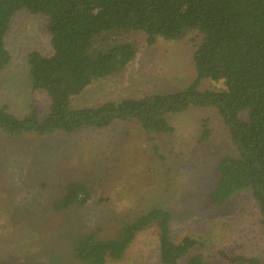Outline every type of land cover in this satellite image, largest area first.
<instances>
[{
    "label": "rangeland",
    "instance_id": "rangeland-1",
    "mask_svg": "<svg viewBox=\"0 0 264 264\" xmlns=\"http://www.w3.org/2000/svg\"><path fill=\"white\" fill-rule=\"evenodd\" d=\"M47 25L44 15L20 10L5 38L12 57L0 72V107L21 119L33 108L41 120L50 114V96L35 91L27 58L34 51L52 52ZM129 38L138 44L136 58L121 72L94 81L73 98V107L174 93L193 83V54L201 37L190 33L155 46L147 45L142 33ZM216 84L204 80L200 88ZM170 117L173 133L151 136L135 122L120 121L49 136L10 137L0 130V263L79 264L74 251L85 234L115 238L125 224L158 206L171 213L174 239L191 235L206 242L208 264H226L215 257L219 249L264 264L261 210L252 192L237 193L220 209L203 202L219 160L236 154L223 119L216 110L201 108ZM205 128L210 135L201 143ZM72 181L92 187L91 201L56 212L54 200ZM108 264H161L156 229L140 233L121 261Z\"/></svg>",
    "mask_w": 264,
    "mask_h": 264
},
{
    "label": "trees",
    "instance_id": "trees-1",
    "mask_svg": "<svg viewBox=\"0 0 264 264\" xmlns=\"http://www.w3.org/2000/svg\"><path fill=\"white\" fill-rule=\"evenodd\" d=\"M20 10L47 19L52 52L34 51L27 58L35 91L50 96V114L41 120L33 108L21 119L2 106L0 130L10 137L49 136L105 129L120 121L135 122L151 136L173 133L170 116L192 108L214 109L236 154L219 160L214 184L203 195L204 205L220 209L237 193L250 190L264 228V0H0V72L11 61L5 38ZM131 33H142L149 46L160 40L180 41L190 33L201 37L193 54V83L174 93L73 107V98L94 81L121 72L136 58L139 48L129 38ZM204 80L217 83L216 89H201ZM220 81L225 82L218 87ZM209 135L205 128L200 142ZM92 195L86 181L69 182L53 209L83 208ZM132 220L115 238L85 234L74 251L79 264L121 261L137 236L149 229L157 231L161 264H208L205 241L191 235L172 237L169 211L154 206ZM215 257L226 264H261L258 257L223 249Z\"/></svg>",
    "mask_w": 264,
    "mask_h": 264
}]
</instances>
